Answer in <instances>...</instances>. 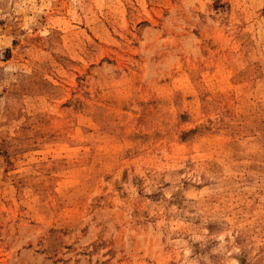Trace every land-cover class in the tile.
<instances>
[{
    "label": "rangeland",
    "instance_id": "374dc122",
    "mask_svg": "<svg viewBox=\"0 0 264 264\" xmlns=\"http://www.w3.org/2000/svg\"><path fill=\"white\" fill-rule=\"evenodd\" d=\"M0 264H264V0H0Z\"/></svg>",
    "mask_w": 264,
    "mask_h": 264
}]
</instances>
